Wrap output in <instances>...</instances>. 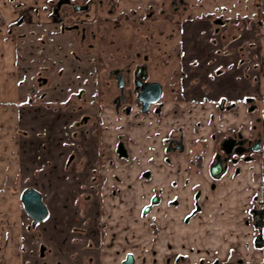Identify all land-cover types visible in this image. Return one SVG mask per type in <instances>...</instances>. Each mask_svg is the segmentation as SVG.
Returning <instances> with one entry per match:
<instances>
[{"label": "crops", "instance_id": "crops-1", "mask_svg": "<svg viewBox=\"0 0 264 264\" xmlns=\"http://www.w3.org/2000/svg\"><path fill=\"white\" fill-rule=\"evenodd\" d=\"M49 1L0 0V93L5 91L1 74L5 67L2 60L4 54L6 64L11 66L14 63L15 84L18 81L15 98L12 99L13 105L18 106L10 112L13 127L9 140L13 142L0 141V264H121L126 254L132 256L133 264H162L164 256L161 251L166 246L165 238L174 247L187 243L205 246V249L211 247L210 252L205 254L204 264L213 262L214 257L220 263H235L240 259L245 264H264V243L254 244V231L246 223L247 213L255 204V199L264 198V40L257 39L253 57L248 56L247 60L239 57L234 63H225L223 59L222 62L213 61L221 54L215 49L210 53V47H216L212 42L216 38H208V33H194L192 39L197 43L193 44L194 40L191 39L192 49L186 45V40L182 42L176 52L179 60L172 72L178 74L183 70L187 73L188 79L182 85L183 93L188 94L192 103H196L193 96H204L205 91L201 90L199 84L208 79L215 88L219 87L215 96H208L207 104L197 102L186 108L175 106L179 115L174 118L180 122L176 124L170 119V123L163 125L157 135L143 129L129 131L122 123L114 124L111 131L106 128L101 144L113 142L117 135L129 133L133 137L128 147L131 159L115 161L111 171L103 170L107 178L111 174L119 177L118 182L109 177L103 188L108 193L117 190L112 198L103 193L104 210L111 213L103 236L87 227L76 235V201L80 186L76 187V191L74 181L78 178L83 183L89 182L92 166L86 165L83 171L77 172L74 162L67 167L66 160L76 151L80 140L74 136V125L81 111L73 102L81 101V98H85L84 93L90 91L92 84H88L91 83L89 73L92 68L81 63L79 68L76 67L78 63L71 49L66 48L62 65L70 75L74 70L80 73L77 83L67 80L68 84L64 78L54 96L43 97L41 94L46 90L35 86L33 74L31 81V73L26 69L31 61H38L40 53L34 49L33 35L28 31L35 30V37L42 38L50 20ZM86 1L80 0V3ZM246 1L250 2L252 9L251 16L244 19L253 18L259 30H264V0ZM237 16L241 18V14ZM20 18H23L22 24L16 28L18 33L12 41L7 31ZM225 42L222 47L218 46L221 50L228 49ZM7 45L12 48L13 57L3 51L2 47ZM39 47L41 50V44ZM239 47L237 51L245 53L241 51V45ZM241 79L246 81V85L231 96V85L234 86ZM166 82L161 78L159 83ZM197 82L199 84H195ZM81 90L83 95L79 99L77 94ZM222 94L227 95V103L234 106L220 113L216 99ZM246 96L254 102L255 109L251 112L243 100ZM28 98L32 99L31 105L22 106ZM182 110L191 113L182 114ZM209 117H215V130L219 135L227 134L231 127L243 136L261 135L263 141L260 150L252 154L251 160L244 161L242 158L234 164H227L220 175H211L210 168L217 151L216 141L207 143V146H203L201 141L207 140L214 129H192L194 119L205 121ZM220 117H224L225 121L218 122ZM173 123L176 127L186 124L185 149L183 152L166 153L162 141L173 133L170 131ZM22 131L28 136L23 137ZM43 132L46 139L42 138ZM147 134L152 136V141L146 138ZM148 142L151 144L145 147ZM198 154L200 158L196 159ZM143 172L149 173V178H143ZM25 187L40 194L48 211L46 219L35 226H31L20 203V192ZM155 191H161V205L143 211ZM197 191H200L197 200L200 211L188 223H184L185 215L193 210L194 193ZM89 193L95 196L92 191ZM172 200L180 204L170 206ZM66 237L69 242L72 241L74 253L59 255L54 259L57 254L54 249L64 247ZM99 246L101 251L98 250ZM157 246L156 250L161 252L159 257L155 255L157 251H153ZM169 264L176 262L170 261ZM183 264L200 262L191 259L184 260Z\"/></svg>", "mask_w": 264, "mask_h": 264}, {"label": "flooded vegetation", "instance_id": "flooded-vegetation-1", "mask_svg": "<svg viewBox=\"0 0 264 264\" xmlns=\"http://www.w3.org/2000/svg\"><path fill=\"white\" fill-rule=\"evenodd\" d=\"M113 1L115 0H106L105 5L106 7H108L107 14L109 15L112 14L113 9L111 7H114ZM49 2H50L49 3L50 20L47 21L48 29L45 27L43 35H47L49 37H55V41L53 42L51 41L48 44H44V42H42V39L38 40L39 41L38 46L34 47V49H36L40 53L38 56L39 57L38 61H34L33 63L31 61L28 69H26L27 72H29V74L31 73L30 74L31 81L33 74L35 86L41 87L44 90H46L41 94L43 97H49L51 95L52 96L55 95L56 89L53 88H55L56 86H54V83L52 86V82H50L49 80L50 78L56 79L58 83H60L64 78L71 80L76 78L77 81L80 80L79 79L80 73L77 70H74V73L71 75L68 74V72L66 73V71L64 70V67L62 65L63 51L66 48L71 49L72 56L74 60H76L75 62L78 63V65L75 66L79 68V64L81 62H80V58L77 57V55L75 54V51L78 50V48L81 45V41L86 37V33H84L85 31L81 33L79 15L81 12L88 14L90 7L92 5L97 4L100 7L104 5L103 0H95V1L87 0L83 4L80 3V0H50ZM170 3L171 6L175 5L174 16L176 17H178L177 13H180V15L186 14V17L191 18L190 12L198 9V7L200 6V5L199 6L190 5L189 0H178V1L171 0ZM127 12H129L128 15L124 13L126 16L125 20L128 19L127 17L129 15L135 14V10L133 8L129 9ZM149 16L151 17L152 15L149 14ZM153 18H155V16H153ZM145 19H146L145 16L139 20L136 18H132L131 22L135 20L140 26V28L144 30ZM22 21L23 18H20L18 21H16L15 23L9 26L7 35H9L11 40L14 41L16 37V33H18L16 28L22 24ZM150 22L154 23L155 19L151 20ZM211 22L213 24H216V27L211 30V35H213L214 38L218 37L216 38V41H212L213 45L217 43L218 46L221 45L222 47L223 41H226V35L225 33H223L224 31L222 30V28L231 27L233 26V24H230L229 21L227 19L225 20L223 16L213 18ZM208 26L209 23L208 22L206 23V21L204 23L198 24L199 29L197 30V33H205V34L209 33L206 32L208 31ZM182 28L183 27L180 26V29H178L177 33H187V30ZM184 28H188L186 24H184ZM28 33L30 34L32 33L31 35H33L32 42L35 41L37 42V37H35V35H37V32L35 30H32V31H28ZM68 34L69 36H67ZM137 34L140 35V33ZM206 35L208 37V34ZM234 37L235 34L233 33L231 36L230 34L229 36H227V39L231 41L229 43L231 45H228V47L229 46L233 47V44L235 43V41H237V39H234ZM142 39L143 38H141V40ZM52 43H55V45L53 48L49 49L50 44ZM40 44L42 47L41 50L39 47ZM91 45L92 44H90V46ZM218 46L215 49V51L218 54H221V56L218 55V57L214 58L213 61L218 60L222 62L221 59H225L226 57H229V55L233 53V51H231L230 48L221 50L220 47ZM237 48L240 49L239 46ZM230 52L232 53L230 54ZM236 54H240V53L237 51L235 55ZM125 57L126 56H124V58ZM135 58L137 61L136 60L133 61L134 59H131L130 62H124L122 67L115 68L113 70L112 72L113 76L110 74L111 80L114 82L115 88L119 92L117 96H115L113 99L110 100L109 103L111 104L110 106L108 104L107 105L108 107L105 106V109L102 110L99 109L97 110L96 107H86L85 109H83L84 108L83 107L82 110L79 107L78 109L79 111H81V114L74 125L76 128V132H74V136L75 138L80 139L77 146L75 147L77 158L75 157V154L72 153V155H70V157L67 158L66 165L67 167H69L71 163L74 162V166L77 172L83 171V168L86 165L87 166L91 165L92 176H91V180L89 182L87 181V183H83L75 176L77 178V183L80 184V191L77 192L79 196L77 197V201H76L77 202L76 216H75L76 223L74 228V232L76 234H80V231L84 230V227H87L89 228V230L93 228L94 230L99 232V235L103 236L104 229L107 227V220H109L111 217V213L106 212L104 210V202H105L104 195L112 198L116 195V191H117V190L116 191L111 190L108 193L105 190H103V188L106 185L107 179L109 177H111L112 180H115V182H118L119 180L117 174H111L110 176L107 175L108 176L107 178L106 175L103 173V170L106 168L107 170L111 171L112 167L115 166L114 165L115 161L124 162V161H129L131 159V155L128 148L131 141L125 144V140L122 139L124 135H119V136L117 135L115 138H113V142L101 144L103 139L102 136L105 138L104 132L107 129L111 131L112 126L114 124L122 123L125 126V128L128 129L129 131H133L136 129H143L144 131L146 130L149 133H153L154 135H157L159 134V131L162 129L163 125L170 123L169 122L170 119L172 122H175L176 124L180 122L179 119L174 118L175 116L179 115L175 106L182 105V107L186 108L198 104L197 102H200L202 104L203 103L207 104L206 102H208L206 99H203L201 97L199 98L198 97L199 95H194L193 98L196 99L197 102L192 103L191 100L188 99L189 97L188 94L183 93L184 88L182 85H184L185 81L188 79L187 73H185L183 70L180 73H178L181 76L177 80L174 79L173 82L170 75L168 80H170L172 83H170V81L167 80V82L164 85L166 86L167 83H169V89L165 90L163 84L159 83L158 81L150 80L151 65L147 64L150 58H148V56L145 54L141 56L139 53H135ZM231 63L234 62L232 61ZM101 65L102 67L103 66L105 67L104 64ZM96 67L97 65L91 66L92 69L91 72L89 73V77H90L89 83L90 82L93 83L95 80L99 82V78H97ZM217 71L220 72V70ZM94 74H96V78L93 77ZM199 81H201V79ZM198 82L195 84H199ZM155 83L160 85V89H161L160 94L154 102L153 101L148 102L153 97L156 98L155 95L153 96L152 94H150L152 90L151 85ZM174 85L177 86L175 88H172ZM166 91H168L169 93H165ZM82 95H83V91L81 90L78 92L77 97L80 99ZM99 95H101L99 91H96V97H98ZM227 97H228L227 95L222 94L216 99L217 101L216 106L220 113H223L224 111H229L234 106V104L232 103H227V99H226ZM81 100L85 101L86 98H83ZM31 103H32V99L28 98L25 102L22 103V106L31 105ZM245 103L249 105L250 112L255 109V106L253 105L254 102L251 97L246 96ZM0 104L2 103L0 102ZM3 104L7 105V103H3ZM108 113L113 115L112 116L107 115ZM181 113L182 114L185 113L188 115L191 112H184V110H182ZM104 114L106 115L102 116ZM103 118L105 122L103 121ZM215 120H216L215 117L214 118L209 117L208 119H205V121L203 120L195 121L194 119L192 125V129L195 131L201 129L205 130L206 127L210 129H214L212 132L209 133L207 140L201 141V144L203 146H207V143L216 141L215 148L217 149V151L214 155L213 163L210 168L211 175L213 176L220 175L226 169L227 164H234L242 158L244 161L251 160L252 154L260 150L261 142L263 141L261 135H257L253 137L243 136L240 134V132L236 131L237 129H235L234 127H231L230 128L231 131H229L227 134L219 135L218 131L215 130L216 122H217V121L215 122ZM217 120L218 122H222L223 120L225 121V118L220 117ZM229 123L231 124V122ZM176 124L173 123L172 128L170 129V131L172 130L173 133H170L162 141L163 149L166 153L183 152L185 149L186 124L184 123L183 125H177V127L175 126ZM115 130L117 131V129ZM83 132L85 133L86 138H87V134H90L89 140H91L92 142L91 144L84 141L85 137L84 138L82 137ZM21 133L23 134L22 135L23 137L28 136V134L24 133V131H22ZM42 135H43L42 138L46 139V133L43 132ZM146 138L151 141L153 140L152 136H150L149 134L146 135ZM88 145L90 147H87ZM77 150L79 154L77 153ZM195 158L196 159L200 158V154H198ZM218 169H220V172L218 174H214V171ZM149 176H150L149 173H145V172L142 173L143 178H149ZM27 189H31V188L25 187L24 189H22V191L20 192V196ZM77 190L78 189H76V191ZM84 190L87 192L86 194ZM90 191H92L93 194H95V196L90 195L89 193ZM160 192L161 191H155L151 195L149 203L147 205H144L143 211L148 209L150 210L152 206L161 205L162 199ZM194 196H195V205L193 207V210L190 213L186 214L185 217L183 218L184 223H188L192 218V216L195 215L198 211H200V204L197 201L200 197V191L195 192ZM170 202H171L170 206L173 207H177L180 204L177 200H172ZM247 215L248 217L246 223L252 229V231H254V236L252 238L254 244H259V243L263 244L264 243V198L255 199V204H253L252 207L249 209ZM27 217L30 220L31 226H33L32 219L28 215ZM39 223L35 225H38ZM98 250L101 251V246H99ZM155 255H157V253H155ZM126 256L127 254L125 255V258ZM168 256H169L168 253L165 252L163 253L162 257L164 260L162 264L170 263L171 259L168 258ZM156 260L159 261L158 258H156ZM212 261L213 262L209 264H245L240 259L238 262L235 263H220L218 259L214 257ZM183 262L182 263L176 262V264H183ZM200 264H204V260L201 261Z\"/></svg>", "mask_w": 264, "mask_h": 264}, {"label": "rangeland", "instance_id": "rangeland-1", "mask_svg": "<svg viewBox=\"0 0 264 264\" xmlns=\"http://www.w3.org/2000/svg\"><path fill=\"white\" fill-rule=\"evenodd\" d=\"M103 1V6L100 7L97 4L92 5L88 14L81 12L79 15L81 33L85 31L84 33H86V37L81 41V45L78 50L75 51V54L80 58L82 66L97 65L96 73L97 78H99V82L95 80L93 83L88 84L93 85L90 87L89 92L84 93L83 96L86 98L85 101L81 100L73 102L74 105L79 106L81 110L83 107V109L86 107H96L97 110L105 109V106L110 103V100L119 93L110 77L111 75L113 76V70L115 68L122 67L124 62H130L131 59H134L133 61H135V53H139L141 56L145 54L148 58H150L147 63L148 65H151L150 80L160 82L162 78L167 81L170 74L172 82L174 79L177 80L181 75H177L176 72H172L173 67H175L178 62L176 52H178L179 47L185 40L186 45H189L192 49L193 44L197 43H195V39L192 38L194 37V33H197V30L199 29L198 24L204 23L205 21L206 23H209L208 31H206L209 32L208 38L213 37L211 35V30L216 27V24L211 22L213 18L223 16L230 24H233L231 27L222 28L224 31L223 33L226 35L225 45H231L229 44L231 41L227 39L229 34L230 36L232 33L235 34L234 39H237V41L233 44V47H228L231 51H233V53L230 52V54H232L223 59L225 63H230L232 61L235 62L239 59V57L240 59L244 57L246 58L245 60L248 59V56L253 57L256 52V49L254 48L257 45V39L259 41L264 40V30H259V25L256 23V20L253 18H248L247 20L244 19V17L251 16L250 14L252 9L250 2L246 0H189L192 3L200 5L198 9L190 12L191 18L186 17V14L180 15V13H177L178 17L174 16L175 5L171 6V0H115L113 1L114 7H111L113 9L111 15L107 14L108 7L105 5L106 0ZM238 1H241V3L238 4ZM131 8L135 10V14L129 15L127 17L128 19L125 20V14L128 15L129 12L127 11ZM149 14L152 16L150 17ZM237 14H241V18L238 17ZM144 16L146 17L144 30L140 28L135 20L131 22L132 18L139 20ZM153 16H155V18H153ZM154 19L155 22L151 23L150 21ZM184 24H186L188 28H184ZM180 26L183 27L182 29H186L187 33H177ZM137 33H140V35ZM41 37L42 38H37V42H34V47L38 46V40L41 39L44 44L55 41V37H49L47 35H41ZM141 38H143L142 40L144 41H142ZM191 39L194 40L193 44L191 43ZM90 44L92 45L90 46ZM54 45L55 43L50 44L49 49L53 48ZM214 45L218 46L217 43ZM239 45L242 47L241 51H244L245 53L235 55ZM217 46L215 48L210 47V53L213 51L212 49H216ZM2 49L4 53L8 52L10 57H13L11 47L7 45L6 47H2ZM4 56L5 57H3L2 60L4 61L5 67L3 66L4 71H2L1 74L3 75L2 80L4 81L3 88L5 91L0 93V97L2 99L0 102L7 103V105H4L3 103L0 104V141L4 140L7 143H11L13 141L9 140V137L11 136L13 122L10 112L14 107L18 106H14V101H12V99L15 98L14 94H16L15 89L18 81L15 84L16 79L14 78V75L16 67H14V63L12 62L11 66L6 64V54H4ZM124 56L126 57L124 58ZM101 64H104L105 67H102ZM1 65L2 62L0 63V66ZM235 73L238 74L237 71ZM93 77L96 78V74H94ZM49 80L52 82V86L53 83L54 86H56L53 89H56L59 86L60 90L61 85L56 79L50 78ZM67 80L71 79H66V83L70 84ZM72 81L77 83L76 78ZM172 82L170 81V83ZM236 83L237 84H234L236 87L232 85L230 87L232 89L231 95L234 96L237 90L239 91L242 89V86L246 85V81L241 79L240 82ZM163 86L165 90L169 89V83H167L166 86L163 83ZM176 86L177 85H174L172 88H175ZM199 86L202 91H205L202 98L206 100H208V96L214 97L215 91L219 88H215L214 84L209 82L208 79H204ZM96 91H99L101 95L96 97ZM165 93L169 92L166 91ZM244 99L245 98H243V100ZM55 102L61 104L60 101ZM110 105L111 104H109V106ZM110 115L112 116L113 114ZM82 137H85L84 132ZM89 137L90 134H87V138L85 137L84 141L91 144L92 142L89 140ZM122 139L125 140L126 144L127 142H130L133 137L128 133L126 136L122 137ZM149 144L151 143H146L145 147H148ZM87 147L90 146L88 145ZM73 154H75V157L77 158L75 151H73ZM74 184L75 189L80 186L77 181H74ZM164 241L166 246L162 248V253H168V258H170L172 262L177 263H182L184 260L191 259L201 262L205 260V254L209 253L211 248L208 247L205 249V246H193L190 243L174 247V245L168 241V238H165ZM63 246L64 247H60L58 250L54 249V252L57 253L54 255V259H56L59 255L65 256L74 253L72 252L74 250L72 241L69 242L67 237L63 242ZM156 248H158V246L155 247L153 251H157ZM157 254L160 256L161 252L157 251ZM50 258L51 257H49V259Z\"/></svg>", "mask_w": 264, "mask_h": 264}, {"label": "water", "instance_id": "water-1", "mask_svg": "<svg viewBox=\"0 0 264 264\" xmlns=\"http://www.w3.org/2000/svg\"><path fill=\"white\" fill-rule=\"evenodd\" d=\"M152 90L150 94L153 96L155 95L156 98H152L150 101H155L159 94H160V85L158 84H152L151 85ZM220 172V169L214 171V174H218ZM20 202L22 204L24 212L32 219V225L43 221L46 219L48 213L47 210L41 200L40 194L33 190V189H27L25 190L21 196H20ZM121 264H133V258L131 255H127L126 258L121 262Z\"/></svg>", "mask_w": 264, "mask_h": 264}]
</instances>
